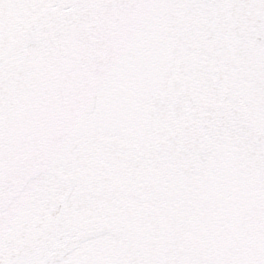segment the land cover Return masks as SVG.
Instances as JSON below:
<instances>
[{
    "label": "snow or ice",
    "instance_id": "1",
    "mask_svg": "<svg viewBox=\"0 0 264 264\" xmlns=\"http://www.w3.org/2000/svg\"><path fill=\"white\" fill-rule=\"evenodd\" d=\"M0 264H264V0H0Z\"/></svg>",
    "mask_w": 264,
    "mask_h": 264
}]
</instances>
